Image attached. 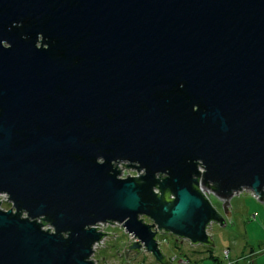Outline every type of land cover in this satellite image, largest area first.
<instances>
[{"label":"water","instance_id":"obj_1","mask_svg":"<svg viewBox=\"0 0 264 264\" xmlns=\"http://www.w3.org/2000/svg\"><path fill=\"white\" fill-rule=\"evenodd\" d=\"M244 190L264 202V0H0V264H97L115 223L171 264L157 229L213 247Z\"/></svg>","mask_w":264,"mask_h":264},{"label":"rangeland","instance_id":"obj_2","mask_svg":"<svg viewBox=\"0 0 264 264\" xmlns=\"http://www.w3.org/2000/svg\"><path fill=\"white\" fill-rule=\"evenodd\" d=\"M119 164L121 169V178L127 175L136 176L138 172L134 168ZM202 193L213 203L219 211H222V201L215 195H209L205 188ZM155 192H159L155 189ZM170 197H172L170 195ZM0 207L3 210L12 208V204L4 196L0 195ZM233 215L232 219L225 225L213 223L207 228L208 234L214 241V246L209 247L202 244H193L189 239H182L157 229L154 221L147 216H142L145 223L154 224V230L157 229L156 237L159 248L171 264H211L213 261L209 258L208 248H213L216 255L223 264H264V202L259 201L250 191H242L231 199ZM255 215V216H254ZM107 233L116 235H107L102 249L98 251L92 260L98 264H161L155 261L156 258L151 252H148L142 244V248L136 253L129 246L138 238L127 233L125 228L119 224H106L101 226ZM156 227V229H155ZM45 228H50L46 226ZM164 232V233H163ZM177 239V241L175 240ZM182 242L180 243V241ZM132 241V242H131ZM126 247V248H125ZM125 250L128 251L127 256ZM225 250L229 251L228 259ZM253 252V256L247 255ZM134 254V255H133ZM103 257L104 260L103 261ZM222 259H227L224 261Z\"/></svg>","mask_w":264,"mask_h":264},{"label":"built area","instance_id":"obj_3","mask_svg":"<svg viewBox=\"0 0 264 264\" xmlns=\"http://www.w3.org/2000/svg\"><path fill=\"white\" fill-rule=\"evenodd\" d=\"M1 196H4V197H6V198L8 199V197H7L6 195H1ZM101 226L105 227V224H100V225H98V227L100 228V229H99L100 231L106 232V230H105L104 228H102ZM208 230H209V229H208ZM106 233H107V232H106ZM106 237H107V236H106ZM106 237H104L101 241L95 243V245L93 246V250H94V254H93V256H94L96 253H98V251H99L100 249H102V246H103V244H104V241H105ZM225 254H226L227 259H228V252L225 251ZM93 256H92V257H93ZM91 259H92V258H91ZM95 263H96V261H95ZM221 263H222V262H221ZM97 264H98V263H97ZM222 264H223V263H222Z\"/></svg>","mask_w":264,"mask_h":264},{"label":"trees","instance_id":"obj_4","mask_svg":"<svg viewBox=\"0 0 264 264\" xmlns=\"http://www.w3.org/2000/svg\"><path fill=\"white\" fill-rule=\"evenodd\" d=\"M166 198H169L168 193L166 194ZM208 252H209V258L213 261L214 264H222L221 260L216 255H214L213 248H208Z\"/></svg>","mask_w":264,"mask_h":264},{"label":"bare ground","instance_id":"obj_5","mask_svg":"<svg viewBox=\"0 0 264 264\" xmlns=\"http://www.w3.org/2000/svg\"><path fill=\"white\" fill-rule=\"evenodd\" d=\"M209 195L211 196V195H214L211 191H209ZM237 195V194H236ZM212 203V202H211ZM213 204V203H212ZM231 205H232V203H231ZM231 210H232V213H233V208H232V206H231ZM222 212V211H221ZM233 215V214H232ZM255 216V215H254ZM213 223H211V225H212ZM182 239H184V238H182ZM225 251H227L228 252V255H229V251L228 250H225ZM164 253V252H163ZM248 256V258H251L252 256H253V252L252 253H250L249 255H247ZM222 260H224V261H227V259L225 260V259H222Z\"/></svg>","mask_w":264,"mask_h":264},{"label":"crops","instance_id":"obj_6","mask_svg":"<svg viewBox=\"0 0 264 264\" xmlns=\"http://www.w3.org/2000/svg\"><path fill=\"white\" fill-rule=\"evenodd\" d=\"M211 264H214V263H211Z\"/></svg>","mask_w":264,"mask_h":264}]
</instances>
